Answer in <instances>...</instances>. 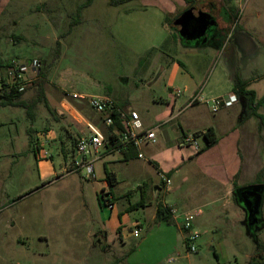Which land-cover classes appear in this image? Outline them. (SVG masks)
Masks as SVG:
<instances>
[{
  "label": "crops",
  "instance_id": "0c3cea01",
  "mask_svg": "<svg viewBox=\"0 0 264 264\" xmlns=\"http://www.w3.org/2000/svg\"><path fill=\"white\" fill-rule=\"evenodd\" d=\"M195 1L198 7H205L199 9L212 19V23H208L199 37L191 40L181 39L177 32L170 30L179 18L176 15H181L188 9L185 0H136L126 3L136 2L137 5L130 11L139 17V25L142 28L152 29L154 33L153 42L143 53L163 49L166 52L179 42H187L195 45L187 46V52L191 54L192 59H188L187 64L172 58L167 62L161 56L148 59V63L151 61L159 66L154 82L162 81L163 85L158 88L159 92H154L147 105H144L146 114L152 111L150 117L144 116L141 107L138 111H130L138 113L143 127L154 128L156 141L154 144L142 145L138 150L133 149L134 152H116L108 146L98 150L94 175L95 164L100 161L104 165V178L98 186L99 193L94 187H90L96 200L84 202V216L76 218V222L71 224L66 212L56 213V188H48L47 182L49 177L54 175L58 178L52 158L48 159L46 154L36 156V168L41 184L29 191H35L34 193L41 196L38 207L42 215L37 219H40L41 226L46 229L39 231L33 238L31 253L22 255L27 260L26 263L128 264L132 249L125 250L126 240L131 236L135 237L132 233L135 229L138 230L139 237L144 230L143 225L149 229L145 237H148L154 228L160 230L162 226L171 225L180 234L182 243L186 244V233L182 229L181 220L187 213L196 214L193 229L201 235L199 247L205 237L211 238L218 231L224 232L221 229L225 225L234 227L240 224L245 227L244 210L235 199L234 184L239 189L258 184L257 176L264 168V0H246L242 3L247 18L244 17L241 23L238 20L239 15L237 20L233 21L230 10H235L230 0ZM215 10L218 15L216 19L213 14ZM165 15L171 19L176 16L171 26L165 23ZM219 31H223L221 41L218 40ZM174 37L177 39L174 40ZM207 60L209 63H206ZM236 80L241 81L246 90L254 93L257 113L262 117L263 124L255 115L249 114L246 97L236 95L238 101L235 104L229 108H220L215 113L205 105L204 101L207 99L232 94ZM161 88L168 89L173 98L167 96ZM176 91L180 93L177 95ZM108 93L87 96L109 97L118 107L125 110V102L112 91ZM67 95L69 97V94ZM195 97H198V101L189 105ZM45 98L44 101L47 102ZM19 100L26 103L27 99L21 95ZM57 114L69 120L66 134H77V138L85 133V123H91L92 120L84 117L65 98L59 102ZM97 119L100 123V116ZM93 120L95 121L94 118ZM82 124L84 126H81ZM96 127L105 136L108 134L109 130L105 126V132ZM208 128H212L217 141L213 146L205 148L206 141L202 134ZM184 137H193V141L185 143ZM66 147L62 148L61 153L64 158L63 170L69 173L67 168L71 159L66 161ZM73 150L74 145L70 150V157ZM139 152L142 158L137 157ZM90 157L95 158L94 155ZM130 161L143 162L142 166L136 169V187L141 194V200L145 198V203L150 205V209L148 215L142 212L140 219L133 218L127 235L124 215L139 212L140 209L143 211L146 207L142 205L143 201L140 206H136L140 202L128 204L121 209L117 206L112 188L116 186L119 178L114 166L116 163ZM105 171L115 176L116 184L111 188L105 180ZM81 189L84 199H89L90 195L85 194L86 187L81 185ZM68 191L75 192L74 189ZM147 192L152 194L154 205L151 198L146 196ZM48 193L50 194L47 196ZM101 194L110 199L111 208L104 206L109 212L101 210ZM173 198L175 202L172 201ZM263 201L264 192L262 204ZM158 205L169 209V224L156 221ZM201 218L208 223L214 221L215 225L201 231ZM216 223H220L221 227ZM7 229L9 231L8 219L0 217V264H12L13 259L20 258H12L5 250L10 244ZM23 235L21 238H27L26 234ZM18 263L17 261L16 264Z\"/></svg>",
  "mask_w": 264,
  "mask_h": 264
},
{
  "label": "rangeland",
  "instance_id": "374dc122",
  "mask_svg": "<svg viewBox=\"0 0 264 264\" xmlns=\"http://www.w3.org/2000/svg\"><path fill=\"white\" fill-rule=\"evenodd\" d=\"M85 1L0 0V67L12 60L24 64L35 59L40 63L41 73L40 78L34 81H41L40 86L33 83L22 94L28 100V108L15 106L0 109V217L7 218L9 224L10 244L5 247L7 254L12 258L20 257L13 259L12 264L17 261L18 264H28L22 255L31 253L33 238L46 229L37 219L42 215L38 207L41 196L29 191L41 184L36 156L46 154L48 159L52 158L58 178L55 175L49 177L48 188H56V213L66 212L71 224L76 222V218L84 216V202L96 200L90 187L99 193L98 186L104 178V165L100 161L95 164V179H84L83 171L66 173L63 170L61 150L67 146L65 157L69 162V153L77 134H66L69 120L57 114L59 102L67 99L84 117L91 118L93 125L105 132L103 124L97 122L99 115L86 103H76L67 94L104 95L112 91L125 102L126 111H138L163 85L162 81L154 82L159 66L151 61L148 63V59L161 56L167 62L172 58L187 64L191 58L187 46L195 47L193 43L179 42L166 52L163 49L143 53L153 42L154 33L152 29L142 28L139 17L130 11L137 5L136 2L110 7L108 0H94L89 7L78 11ZM230 4L234 5L236 12L242 6L235 0H230ZM216 13L215 10V19L218 18ZM244 17L247 18V13L243 10L238 18L240 23ZM77 19L80 23L73 26ZM222 32L219 31V41ZM212 65L213 61L210 68ZM39 89H42V96ZM161 89L172 97L168 89ZM146 113L143 109L144 116L150 117L152 111ZM142 164V161H130L114 166L119 181L112 190L118 208L142 201V205L146 206L143 211L140 209L139 212L124 215L127 235L133 218L140 219L142 212L149 214L150 205L145 203V198L141 200L136 187V169ZM81 185L86 187L85 194L90 195L89 199H84ZM69 189L75 192L70 193ZM146 194L148 198L152 197L151 193ZM235 199L237 201V197ZM151 200L154 205L155 201ZM172 201L175 202V199ZM99 203L101 210L109 212L100 198ZM259 210L260 226L254 231L255 240L264 247V201L263 204L261 201ZM216 224L221 227L220 223ZM199 225L202 231L203 228H212L215 222L208 223L201 218ZM143 227L139 237L131 236L126 240L125 250L132 249L128 264H250L255 255V242L246 225H225L221 229L224 232L218 231L211 238L205 237L195 252L187 251L180 234L171 225L162 226L160 230L154 228L148 237L145 235L149 229ZM23 233L27 238H21Z\"/></svg>",
  "mask_w": 264,
  "mask_h": 264
},
{
  "label": "built area",
  "instance_id": "2783aa9c",
  "mask_svg": "<svg viewBox=\"0 0 264 264\" xmlns=\"http://www.w3.org/2000/svg\"><path fill=\"white\" fill-rule=\"evenodd\" d=\"M244 3L246 0H235ZM243 7H239L238 15ZM40 63L37 60L28 63H19L12 60L0 67V95L20 94L33 85L39 78ZM180 92L176 91L178 95ZM76 103H86L88 107L100 116L101 123L109 130L105 136L96 126L85 123V133L78 137L74 144L71 163L67 172H84V179H94V163L98 159L97 153L101 147L108 146L112 151L127 152L130 148L138 150L140 146L154 144L156 135L154 128H145L137 112L126 111L118 107L109 97L87 96L81 94H69ZM198 97L192 99L189 105H194ZM238 101L237 96L232 93L228 96L211 98L204 101L208 109L215 113L220 108H229ZM185 143L193 141V137H184ZM94 155L95 158L90 157ZM138 158L142 154L137 153ZM108 195V194H107ZM102 205L111 208L109 198L100 195ZM195 213H187L182 216L181 226L186 233L185 243L188 252H195L199 245L201 235L193 229ZM133 235L138 236V230Z\"/></svg>",
  "mask_w": 264,
  "mask_h": 264
},
{
  "label": "trees",
  "instance_id": "16d2710c",
  "mask_svg": "<svg viewBox=\"0 0 264 264\" xmlns=\"http://www.w3.org/2000/svg\"><path fill=\"white\" fill-rule=\"evenodd\" d=\"M131 1H136V0H108V5L110 7H118V6L124 5L128 2H131ZM92 2H93V0H86L82 5H80L78 11H80L82 8H86V7L90 6L92 4ZM185 2L187 4V8H190L191 6L195 5V3H196L195 0H185ZM230 11L233 14V16H232L233 21L237 20V18H238L237 13L238 12H236V11L234 12L233 10H230ZM176 16H180V15L178 14ZM176 16H174L173 18L175 19ZM173 18L171 19L168 15L167 16L165 15L164 21L168 26H171ZM79 23L80 22L77 19V21L75 23L73 22L72 24H74L73 26H75V25H78ZM57 44H59V43H57ZM40 76H41V73H39V78H40ZM40 83H41V81H37L34 84H36V85L38 84L40 86ZM233 88H234L233 93L235 95L247 98V109L249 111V114L255 115L260 120L261 124H263L262 117L257 113V103H255V100H254V93L252 91L246 90L243 87V83L241 81H238V80L235 81ZM39 92H40L39 95L42 96V89H39ZM22 94L23 93L0 95V108L5 107V106H12V107H15V106L19 107L20 106V107L28 108V106H29L28 104L23 103L22 101L19 100V98ZM33 102H35V101H33ZM202 135L206 141L205 148H209V147L213 146L217 141V138H216L212 128H208ZM129 151L134 152L133 148H130ZM105 180H106V182L110 188L116 184L115 176L111 172L105 171ZM257 183L258 184L264 183V168L259 172V174L257 176ZM234 189L236 191L239 188H237V186L234 184ZM139 204H142V202L138 203V205H136V206H140ZM169 213H170V211L167 207H162L161 205H158L157 209H156V216H155L156 221L157 222H165L166 224H169ZM247 229H248L249 234L252 236L253 240H255L256 235H255L254 230L252 229V226H248ZM250 264H264V247L259 242L255 243V255L251 258Z\"/></svg>",
  "mask_w": 264,
  "mask_h": 264
},
{
  "label": "water",
  "instance_id": "95a60500",
  "mask_svg": "<svg viewBox=\"0 0 264 264\" xmlns=\"http://www.w3.org/2000/svg\"><path fill=\"white\" fill-rule=\"evenodd\" d=\"M201 21H206L209 24L212 23V19H210V17L206 13L201 12L199 7L195 4L179 16V18L173 23L172 30L177 32L179 38L184 40H191L195 37L196 34V37H199V34L202 33L207 25H209H201V29L199 28V33H194L193 31H191L195 23ZM263 192V184L250 185L235 191V196L237 197L238 204L247 212V218L245 219L244 223L246 225V229L248 226H252L257 222L256 216L259 212ZM254 242L257 243L256 240H254Z\"/></svg>",
  "mask_w": 264,
  "mask_h": 264
},
{
  "label": "flooded vegetation",
  "instance_id": "af4514ba",
  "mask_svg": "<svg viewBox=\"0 0 264 264\" xmlns=\"http://www.w3.org/2000/svg\"><path fill=\"white\" fill-rule=\"evenodd\" d=\"M197 21V20H196ZM206 25V24H208L206 21H201V22H198V23H195V25L192 27V30L191 31H193L194 33H199V31H200V29H201V25ZM200 28V29H199ZM192 32V33H193ZM197 36V34L195 35V37ZM251 201H252V199H251ZM243 209V208H242ZM244 210V209H243ZM244 213H245V218H247V212L244 210ZM257 222L256 223H254V225H252V229L255 231V229L257 228V227H259L260 226V217H261V213H260V210H259V212H258V214H257Z\"/></svg>",
  "mask_w": 264,
  "mask_h": 264
}]
</instances>
